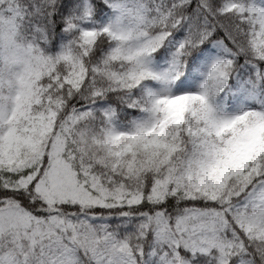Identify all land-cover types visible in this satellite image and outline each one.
Segmentation results:
<instances>
[{"label":"snow or ice","instance_id":"obj_1","mask_svg":"<svg viewBox=\"0 0 264 264\" xmlns=\"http://www.w3.org/2000/svg\"><path fill=\"white\" fill-rule=\"evenodd\" d=\"M0 264H264V0H0Z\"/></svg>","mask_w":264,"mask_h":264}]
</instances>
